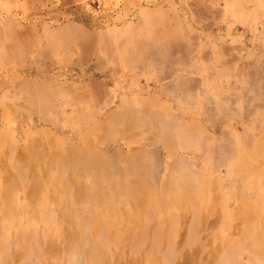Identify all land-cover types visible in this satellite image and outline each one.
Here are the masks:
<instances>
[{"label": "rangeland", "instance_id": "374dc122", "mask_svg": "<svg viewBox=\"0 0 264 264\" xmlns=\"http://www.w3.org/2000/svg\"><path fill=\"white\" fill-rule=\"evenodd\" d=\"M0 264H264V0H0Z\"/></svg>", "mask_w": 264, "mask_h": 264}, {"label": "bare ground", "instance_id": "6f19581e", "mask_svg": "<svg viewBox=\"0 0 264 264\" xmlns=\"http://www.w3.org/2000/svg\"><path fill=\"white\" fill-rule=\"evenodd\" d=\"M161 17L160 13L158 12L157 17H151V18H143L142 24H140V27L143 25H147V27L151 28V29H156L158 27V32H152L151 31V35L148 38V40H155V42L157 43H166L168 40L172 41V40H176L178 38V36L181 34L180 32V25H182L181 22L178 21H172L173 22V26H169V21L170 19L167 20L166 17H161L162 19H158L159 17ZM235 18L240 19V17L242 16L240 11H233V15ZM166 18V19H163ZM166 21L168 23H166ZM176 22V23H175ZM159 25V26H158ZM162 29H161V27ZM169 26L168 30L167 28L165 29V27ZM74 33L78 34V36H84L87 37L88 34L85 33V31H83L82 29L79 28H72ZM149 32V31H148ZM113 35L115 33H112ZM214 44V42L212 43ZM109 47H113L111 45H109ZM118 48V46H117ZM126 50V49H125ZM208 50V51H207ZM207 51V52H206ZM222 53V49L219 48H215V46L210 45V46H205V45H200L199 48L196 49L195 54H197L198 56H200L201 58L204 56H206L207 54H210V56L212 57V59L214 58L215 61L219 60V57ZM112 54V53H111ZM115 54V53H114ZM203 54V55H202ZM227 71H231L232 69L230 67L227 68V66L225 67ZM240 157V156H239ZM241 158V157H240Z\"/></svg>", "mask_w": 264, "mask_h": 264}]
</instances>
